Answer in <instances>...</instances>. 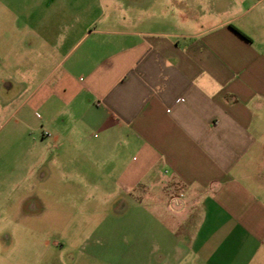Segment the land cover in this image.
I'll return each instance as SVG.
<instances>
[{
  "label": "crops",
  "instance_id": "crops-1",
  "mask_svg": "<svg viewBox=\"0 0 264 264\" xmlns=\"http://www.w3.org/2000/svg\"><path fill=\"white\" fill-rule=\"evenodd\" d=\"M46 1L39 10H9L25 18L38 12L47 23L34 27L36 43L33 25L17 28L11 64L24 78H33V65L51 64L41 87L60 70L24 99L47 115L42 135L51 138L60 177L80 194L96 192L95 203L122 202L123 193L149 210L142 264H260L264 0H201L205 8L197 0H100L108 2L99 4L104 21L124 18L130 27L91 30L97 40L69 62L77 32L70 17L86 11L71 12L68 0L56 9L55 0ZM60 114L66 122L55 125ZM178 194L181 206L172 208ZM61 197L51 217H11L0 202V264H96L100 246L114 253L117 236L96 232L104 220L70 212L84 203L71 200L78 197L67 187ZM28 207L38 210L33 202ZM10 226L13 232H4ZM134 238L126 235V253L133 254Z\"/></svg>",
  "mask_w": 264,
  "mask_h": 264
},
{
  "label": "rangeland",
  "instance_id": "rangeland-1",
  "mask_svg": "<svg viewBox=\"0 0 264 264\" xmlns=\"http://www.w3.org/2000/svg\"><path fill=\"white\" fill-rule=\"evenodd\" d=\"M204 1L206 3V0ZM47 2L46 0H0V202L8 204V209L5 212L11 217H17L18 214L24 217L57 216L54 214L59 211L58 206L55 208L51 206L62 201V187H67L69 195L73 194L74 197H78L77 199L71 197V200L84 203L81 208H72L69 210L70 212L75 211L77 217L103 219L104 223L96 228L97 234L117 236L115 242L112 241V244L115 245L114 248L112 247L114 253L112 249V253H109L100 246L96 264H142L143 240L141 237L146 226L145 220L151 218L149 210L143 205L132 204L129 197L123 193L121 194L122 202L109 199L107 202L95 203L91 197L97 196L96 192L85 191L80 194L76 184L60 177L56 171V163L52 161V155L56 150L51 138L42 135L43 131L49 130L46 123L47 115L44 110L35 106L32 110L28 102L24 101L32 89L35 96L39 94L34 93L37 89L40 92L46 88V85L51 84L60 70L42 87L38 85L41 83L42 77L53 67L51 64L33 65V78H24L20 72L16 71L17 65H12L11 62L16 58L17 43L21 41V34L17 32V28L33 25V43H36L39 38L35 35L34 27L36 25L40 27L47 23L46 16H39L38 12L33 13V18H25L23 15L19 17L14 14L15 11L11 13L9 10H14L13 8L17 7L26 9L32 7V4L33 9L39 10L41 3ZM126 2L128 0L118 1L123 5ZM196 2L200 4V7L205 8L203 1L197 0ZM53 3L55 9L61 7V1L55 0ZM107 3L100 0H68V8L71 12L85 10L86 15L79 18L70 17L77 32L71 34L70 48H73L65 60L66 62L72 60L84 47L97 40L98 35L92 33L91 30L130 27L124 18H122L123 22H118V25L114 23L110 25L109 22L104 21L108 17L106 16L107 12L98 13V10L99 4L102 6ZM41 10L43 11V9ZM123 12H125L124 9ZM88 30L90 32L80 38L81 32ZM27 36L28 33H26ZM62 121L66 122V117L60 114L55 120V125ZM32 127L33 129L30 131ZM92 135V133L86 132L87 137H92ZM72 186L77 192L69 193ZM32 202L38 207L37 211L28 207ZM18 203L23 204V208L19 210L20 213L18 209H14ZM46 205L47 209H45ZM157 212L160 213V211ZM32 227L31 224H27L26 231ZM43 227L45 229L46 226ZM153 228L156 229V226ZM12 229L14 226L13 228L12 226L4 227V232L12 233ZM130 233L135 237L133 254L126 253V250L129 249L126 246V235ZM88 248L89 246L86 247V251H89ZM82 258L84 259V257ZM157 258L158 252H152L151 262H156ZM258 259L260 264H264V256H258ZM62 260L67 263L66 258H62ZM82 262L83 264H92L87 259Z\"/></svg>",
  "mask_w": 264,
  "mask_h": 264
},
{
  "label": "built area",
  "instance_id": "built-area-1",
  "mask_svg": "<svg viewBox=\"0 0 264 264\" xmlns=\"http://www.w3.org/2000/svg\"><path fill=\"white\" fill-rule=\"evenodd\" d=\"M182 197V194H178L177 196H173L171 198V201H170V206L172 208L176 207V206H181V201H180V198Z\"/></svg>",
  "mask_w": 264,
  "mask_h": 264
},
{
  "label": "trees",
  "instance_id": "trees-1",
  "mask_svg": "<svg viewBox=\"0 0 264 264\" xmlns=\"http://www.w3.org/2000/svg\"><path fill=\"white\" fill-rule=\"evenodd\" d=\"M240 36H242L244 39H246V40H248L247 39V37L244 35V34H242L241 32H239L238 30H236V29H234Z\"/></svg>",
  "mask_w": 264,
  "mask_h": 264
}]
</instances>
